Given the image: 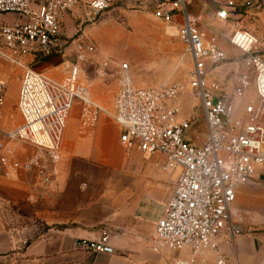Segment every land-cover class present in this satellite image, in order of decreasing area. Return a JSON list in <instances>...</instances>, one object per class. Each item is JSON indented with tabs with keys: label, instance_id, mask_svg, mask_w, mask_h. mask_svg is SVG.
I'll use <instances>...</instances> for the list:
<instances>
[{
	"label": "built area",
	"instance_id": "2783aa9c",
	"mask_svg": "<svg viewBox=\"0 0 264 264\" xmlns=\"http://www.w3.org/2000/svg\"><path fill=\"white\" fill-rule=\"evenodd\" d=\"M111 1L89 0L95 11ZM154 15L178 25V37L191 58L187 81L136 86L128 62L120 65L112 118L128 155H158L164 171L178 170L177 181L156 223L153 249L174 253L172 264H229L223 242L242 231L236 220L237 189L264 173V44L242 18L260 0H214V18L193 10L195 1L150 0ZM81 0H0V58L22 69L17 107L21 122L0 130V163L6 174L32 168L5 139H22L58 158L75 98L80 104L81 134H91L105 111L89 85L79 79L80 65L95 53L93 41L81 39L63 78L29 65L30 56L57 51L64 16ZM6 14L15 16L8 21ZM6 76L0 74V117L6 102ZM192 93L205 122V138L195 140L196 107L182 116L183 97ZM109 113V112H108ZM76 246L113 253L108 234L80 238Z\"/></svg>",
	"mask_w": 264,
	"mask_h": 264
},
{
	"label": "rangeland",
	"instance_id": "374dc122",
	"mask_svg": "<svg viewBox=\"0 0 264 264\" xmlns=\"http://www.w3.org/2000/svg\"><path fill=\"white\" fill-rule=\"evenodd\" d=\"M81 2L73 11L64 16L57 53L50 57L30 56L28 63L36 70L60 79L67 73L66 63L74 61L75 49L81 39L95 42L97 50L90 55L88 60L81 63L79 75L82 83L89 85L91 89H101L98 90L103 95L102 99L95 98L93 95L105 111L100 113L90 137H96L95 131L99 121L101 117L102 119L106 117L107 127L110 125L118 127L117 142L119 143L120 127L110 112L113 108L114 92L120 76V65L123 62L129 63L131 78L136 86L187 81L191 67L190 54L178 37V25L172 22L166 23L155 17V5L150 0L111 1L108 7L101 11L91 9L88 4L89 0H81ZM214 5V0L195 1L193 10L196 14L205 16L206 19L208 17L214 18ZM4 18L8 21L15 20L14 15H6ZM242 22L264 44V0H260L259 4L252 7L249 15L242 18ZM21 73V68L0 58V74L6 76L9 82L5 93L6 102L0 117V130L2 131L12 129L21 122L17 107ZM197 103L198 101L192 93L185 95L181 114L182 116H189L193 113V107H196L193 113V116L196 117L195 127L197 130L195 140L197 143H202L206 128L202 110L197 106ZM79 109V101L75 98L66 128V132L70 135H73L79 127ZM108 136L110 135L105 138L104 149L112 152L115 149L113 147L115 137ZM5 141L17 158L34 161L29 171L37 170L38 176L22 171L10 172V175L6 172L0 173V192L3 195H8L11 192L15 198L8 202L2 200L0 216L17 226L27 223L35 226V224L41 223V228L48 227V224H45V221L38 218L36 214L37 199L31 197L29 205L24 206L22 205V198L16 196L18 191L25 189L23 183L27 181L30 182L29 189L34 193H37L38 190L52 192L59 189V179L63 174L62 166H60L56 181L50 184L43 183L45 180L39 174L43 175L46 172V165H62L65 157L64 149L62 148L58 158H56L52 152L22 139H5ZM119 146L125 167L120 173L109 171L112 180H116L114 184L110 183L108 186V182L105 181L93 183L75 181L71 187L74 191L91 190L92 197L88 198V201L98 202V205L91 210V215L94 213L103 214L108 209L107 205H110V210L113 211L116 206L120 207L124 204L120 201L121 199H117L116 194V196L111 194V198L107 199H104L103 196L108 190L113 193L116 190H123L122 188H115L120 176L125 177L123 180H125L126 186L132 185L135 180L154 178L149 164L151 162L157 163L160 160L158 155H143L138 152L126 155L120 143ZM102 174L105 175L107 172ZM236 212L235 218L242 227L238 236L253 235V232H257L260 237L261 229H253V226L256 227L261 222L255 223L253 214L238 212V210ZM257 219H260V216Z\"/></svg>",
	"mask_w": 264,
	"mask_h": 264
},
{
	"label": "crops",
	"instance_id": "0c3cea01",
	"mask_svg": "<svg viewBox=\"0 0 264 264\" xmlns=\"http://www.w3.org/2000/svg\"><path fill=\"white\" fill-rule=\"evenodd\" d=\"M98 89H92L93 95L102 99L101 89ZM106 123V117H101L95 138L90 137L91 134L81 135L78 128L73 135L65 132L62 165H46V172L39 174L45 180L43 183L50 184L56 181L62 166L59 189L34 193L29 189V181L23 183L25 189L18 191L16 197L22 198L24 206L29 205L31 197L37 199L36 214L48 227L41 228V223L17 226L0 216V264H172L174 253L156 251L153 244L156 223L173 193L178 170L164 171L157 161L149 164L154 178L135 180L126 186L125 177L120 176L115 188L123 190L114 193L108 190L103 196L107 199L111 194L117 195L124 204L116 206L113 211L107 205L108 209L100 215H91V210L98 205L97 201H88L92 197L91 190L71 189L75 181H105L110 186L116 180H112L109 171L120 173L124 170L125 161L120 142H117L118 127H107ZM107 135L115 137L112 152L104 149ZM30 169L17 171L37 175V170L30 172ZM2 172L5 169L0 163ZM12 199H15L13 193L3 195L0 192V211L2 200L8 202ZM234 209L253 214L254 222H261L253 229H261V232L260 237L253 232V235H241L233 241L223 242L222 249L229 258V264H264V173H258L250 182L238 187ZM104 234H108L113 253L93 252L76 246L80 238L99 239ZM208 264L214 263L210 260Z\"/></svg>",
	"mask_w": 264,
	"mask_h": 264
}]
</instances>
